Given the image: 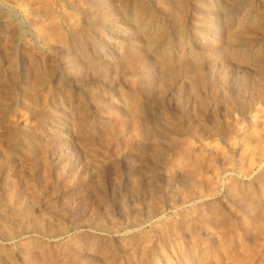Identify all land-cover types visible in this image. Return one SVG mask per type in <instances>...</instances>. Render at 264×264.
Segmentation results:
<instances>
[{
  "label": "rangeland",
  "instance_id": "obj_1",
  "mask_svg": "<svg viewBox=\"0 0 264 264\" xmlns=\"http://www.w3.org/2000/svg\"><path fill=\"white\" fill-rule=\"evenodd\" d=\"M0 264H264V0H0Z\"/></svg>",
  "mask_w": 264,
  "mask_h": 264
}]
</instances>
